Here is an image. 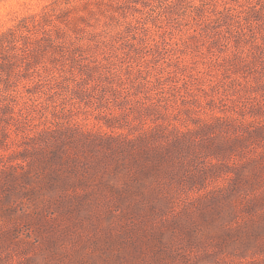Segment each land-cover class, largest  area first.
<instances>
[{
    "label": "rangeland",
    "instance_id": "1",
    "mask_svg": "<svg viewBox=\"0 0 264 264\" xmlns=\"http://www.w3.org/2000/svg\"><path fill=\"white\" fill-rule=\"evenodd\" d=\"M13 2L0 264H264V0Z\"/></svg>",
    "mask_w": 264,
    "mask_h": 264
},
{
    "label": "clouds",
    "instance_id": "2",
    "mask_svg": "<svg viewBox=\"0 0 264 264\" xmlns=\"http://www.w3.org/2000/svg\"><path fill=\"white\" fill-rule=\"evenodd\" d=\"M5 4L9 5V11L5 12L4 14L7 17H14L18 12H20L21 8L23 7L19 3H14L13 0H0V5L4 6ZM41 8H44L45 5L41 4ZM4 9V7H3Z\"/></svg>",
    "mask_w": 264,
    "mask_h": 264
}]
</instances>
